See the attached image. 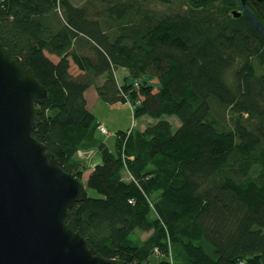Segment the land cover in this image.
Masks as SVG:
<instances>
[{"label":"trees","instance_id":"obj_1","mask_svg":"<svg viewBox=\"0 0 264 264\" xmlns=\"http://www.w3.org/2000/svg\"><path fill=\"white\" fill-rule=\"evenodd\" d=\"M0 41L47 91L32 132L46 154L78 181L76 153L101 155L84 183L99 197L67 218L89 249L130 264L155 250L154 264H264V0H0ZM91 85L152 123L117 133L110 152Z\"/></svg>","mask_w":264,"mask_h":264},{"label":"water","instance_id":"obj_2","mask_svg":"<svg viewBox=\"0 0 264 264\" xmlns=\"http://www.w3.org/2000/svg\"><path fill=\"white\" fill-rule=\"evenodd\" d=\"M46 97L0 41V264H130L96 254L69 227V212L86 198V187L32 135Z\"/></svg>","mask_w":264,"mask_h":264},{"label":"rangeland","instance_id":"obj_3","mask_svg":"<svg viewBox=\"0 0 264 264\" xmlns=\"http://www.w3.org/2000/svg\"><path fill=\"white\" fill-rule=\"evenodd\" d=\"M70 1H71V3H74L77 6H80L83 4V0H70ZM159 8L160 7H156L154 5H151V9H154L156 11H158ZM53 59H54V61L56 60V58H54V57L52 58V60ZM71 68H72L71 69L72 74L76 76V74H78L77 69L74 67H71ZM121 70H124V69H122L120 67H118V69H116V77H117V79L120 78L119 82L122 79V77H120ZM100 80L101 79H99L97 81V83H96L97 85H98V83H100ZM125 81H126V79H125ZM156 81H157L156 79L153 80V86L154 87L157 86ZM148 83L150 84V82H148ZM94 87H95L94 85H91L90 87L87 88V91H85L86 93L84 95V97H85L84 99L86 100V109L94 115L96 121L102 122L103 125L106 127L108 135L105 136L106 141H103V143L106 144V146L110 152H114V150H115V139H116L117 133L123 131V132H127V134H129L132 131V129L139 127L141 123L144 122L147 125V122L145 119H142V120L133 119V117H132V113L134 110L133 104L126 103L128 105V107L125 106L121 102L108 104L103 99H101L98 95L96 96L97 93L94 94L95 93ZM211 102H213V101H211ZM213 105H214L213 111L216 115V113L220 111V108L216 104H213ZM165 118L170 122V124L172 126L171 129H173V132H174L177 129V127L179 126L178 119L174 118V117H167V116ZM227 118H228L227 115L225 118H222L221 123L227 124L228 123ZM97 132H98V135H100V134L103 135L101 132H99V131H97ZM93 148H95V147H92L90 149L79 150L76 153L77 160L78 161L80 160L82 162L85 159L90 158L92 156L91 152L93 151ZM84 172L82 173V177H83ZM124 174H125V179H129L128 174L126 172ZM83 178H85V176ZM81 182L84 185L85 180L82 179ZM86 193H87V197H99L97 192L93 189H91V190L88 189L86 191ZM147 236H148V234H142L140 236V238L142 240H145ZM156 256H157V250L154 251V256L150 258L151 264H154ZM170 263H172L171 258H170Z\"/></svg>","mask_w":264,"mask_h":264},{"label":"crops","instance_id":"obj_4","mask_svg":"<svg viewBox=\"0 0 264 264\" xmlns=\"http://www.w3.org/2000/svg\"><path fill=\"white\" fill-rule=\"evenodd\" d=\"M122 69H124V68H122ZM114 77L116 78V83H117L118 86H119V85H120V86L123 85L125 79H128V78H129V76H128V72H127L126 69L121 70L120 77H122V79H121L120 82H119V79H120V78L117 79V77H116V71L114 72ZM153 80H154V79H152V81H149L151 85H153ZM102 81H103V79L100 80V83H101ZM98 84H99V83H98ZM158 87H159V86L157 85V86L155 87V90H157ZM94 89H95V88H94ZM85 93H86V92H85ZM85 93H84V95H85ZM94 94H96V89H95V93H94ZM96 96H97V94H96ZM84 98H85V97H84ZM124 105L128 107L127 104H124ZM142 119H145L146 122H147V124H151V123H152L151 120L148 119V118H146V117H142L140 120H142ZM99 124H100V126L105 127V126L103 125V123L100 122V121H99ZM145 126H146V124L143 122V123H141L140 126L137 127L136 129L143 131V128H144ZM105 128H106V127H105ZM105 136H107V135H101V134L98 135V134H97V139L101 140L102 142H103V141H106V137H105ZM91 154H92V156H91L90 158L85 159L84 161H82L83 164L86 165L87 170H88V171L86 170V171L84 172V174H83V177L85 176V178L82 177V179H84L85 181H86V179L88 178V175H89V173L91 172V169H92L95 165H98V164L101 162V155L99 154V152H98V150H97L96 148H93V151L91 152Z\"/></svg>","mask_w":264,"mask_h":264},{"label":"built area","instance_id":"obj_5","mask_svg":"<svg viewBox=\"0 0 264 264\" xmlns=\"http://www.w3.org/2000/svg\"><path fill=\"white\" fill-rule=\"evenodd\" d=\"M136 85H137V84L135 83V86H136ZM97 131L101 132L103 135H108V132H107L106 128L103 127V126H100V125H99ZM239 264H245V263H244V262H241V263H239Z\"/></svg>","mask_w":264,"mask_h":264}]
</instances>
